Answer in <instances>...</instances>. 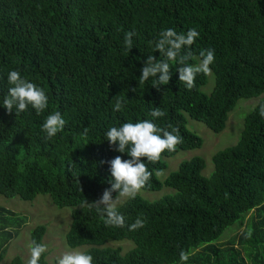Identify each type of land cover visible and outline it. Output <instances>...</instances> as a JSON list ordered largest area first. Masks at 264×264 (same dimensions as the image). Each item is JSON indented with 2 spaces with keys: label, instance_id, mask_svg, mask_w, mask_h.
Listing matches in <instances>:
<instances>
[{
  "label": "trees",
  "instance_id": "1",
  "mask_svg": "<svg viewBox=\"0 0 264 264\" xmlns=\"http://www.w3.org/2000/svg\"><path fill=\"white\" fill-rule=\"evenodd\" d=\"M167 27L198 30L191 63L200 49L215 50L210 94L202 91L207 73L198 74L191 89L178 73L159 88L151 78L138 82L149 42ZM133 29L135 47L128 53L123 38ZM10 69L41 86L49 104L39 115L0 107L1 196L33 202L47 195L57 208H71L66 243L85 247L94 264H264V117L258 113L264 103V0H0V97ZM118 97L126 104L114 111ZM255 97L261 99L247 113L237 143L213 155L211 175L203 173L205 159L194 157L159 178L169 158L204 145L188 128V117L218 134L239 101ZM156 106L165 116L155 123L178 127L183 142L146 161L152 176L142 189L174 192L154 201L136 195L117 206L129 223L146 219L143 228L106 226L86 202L110 187L108 165L100 161L124 154L113 151L103 131L150 119L148 110ZM54 111L67 123L46 139L40 125ZM26 223L25 216L0 206V264ZM234 226L244 229L220 243ZM46 233L39 225L30 241L44 243ZM127 241L132 248L125 253L110 245ZM181 249L189 255L185 262H179ZM47 257L41 264H50ZM9 264L26 261L15 256Z\"/></svg>",
  "mask_w": 264,
  "mask_h": 264
},
{
  "label": "clouds",
  "instance_id": "2",
  "mask_svg": "<svg viewBox=\"0 0 264 264\" xmlns=\"http://www.w3.org/2000/svg\"><path fill=\"white\" fill-rule=\"evenodd\" d=\"M135 30L125 32L123 38L124 50L129 51L135 47L133 37ZM200 33L195 27L187 31L177 32L173 27L162 28L157 37L149 42L151 52L140 67L139 83L149 81L151 85L159 88L169 84L174 73H178V81L182 82L186 89L194 86L195 79L200 73H209L210 65L215 59V50L202 48L199 51L197 63H191L193 52L191 46L196 42ZM158 52L157 57L154 53ZM175 65V68L172 65ZM7 91L0 97V107L7 112L20 115L33 110L37 115L43 113L49 104V97L45 90L23 76L17 69H10L6 73ZM126 101L118 97L113 105L114 111H120L125 107ZM258 113L264 117V103L258 105ZM150 119H129L118 125H110L103 131V140H106L113 151L124 154L115 155L110 160H101L107 163L109 188L103 191V195L91 203H87L90 209L103 217L106 226L115 228L127 227L129 231L141 229L146 224V219L137 216L129 223L125 215L118 210L117 204L123 198L134 199L136 194L149 182L152 172L147 167V162H155L161 154L167 150L174 151L178 144L183 142L179 128L169 124L160 127L155 123L157 118L165 116V112L159 107H151L148 110ZM66 120L60 111L49 113L40 125L46 139H51L60 133ZM170 129V130H169ZM86 131V130H85ZM125 155L127 158H125ZM108 177V178H109ZM115 193V197H113ZM29 258L26 264H41L43 254L48 251V245L33 240L28 245ZM179 262L189 259L188 253L181 249L178 254ZM54 264H94L93 255L70 246L66 247L54 258Z\"/></svg>",
  "mask_w": 264,
  "mask_h": 264
},
{
  "label": "rangeland",
  "instance_id": "3",
  "mask_svg": "<svg viewBox=\"0 0 264 264\" xmlns=\"http://www.w3.org/2000/svg\"><path fill=\"white\" fill-rule=\"evenodd\" d=\"M198 62V61H197ZM208 83L202 88L206 94H210L215 85V77L210 71L207 73ZM260 97L251 99H242L239 101L236 108L229 114L226 128L223 132L215 134L208 129L203 123L195 121L188 117V128L197 133L204 140V145L200 149L182 150L174 157L167 160L168 168L166 171L160 173V179H164L174 171L178 170L180 164L184 161L191 160L194 157H203L206 161V168L204 175L209 176L214 171L212 162L213 155L227 147L235 145L240 137L243 129L244 120L247 115L260 101ZM174 191L168 187H163L160 191H147L141 189L136 195L143 197L146 200L154 201L163 196L173 193ZM127 198H123V204ZM0 206H5L17 214L23 215L27 218V223L21 229L19 235L11 241L4 260L1 264H9L15 256H20L27 261L29 258L30 234L31 231L39 225L47 227V233L44 237V243L48 245V261L54 264V258L68 247L66 243V234L71 225V208L59 209L53 205L50 197L47 195H39L33 202H27L16 198H5L0 195ZM244 228L234 226L227 231L219 241L225 243L233 236L241 233ZM113 247L121 246L124 253L132 248L129 241L123 243H112ZM85 251V247L77 248Z\"/></svg>",
  "mask_w": 264,
  "mask_h": 264
}]
</instances>
